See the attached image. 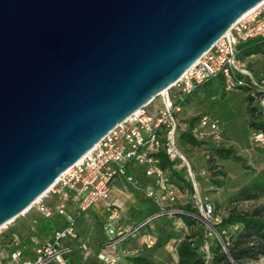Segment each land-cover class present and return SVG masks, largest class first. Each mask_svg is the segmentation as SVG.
Returning <instances> with one entry per match:
<instances>
[{"label":"water","instance_id":"1","mask_svg":"<svg viewBox=\"0 0 264 264\" xmlns=\"http://www.w3.org/2000/svg\"><path fill=\"white\" fill-rule=\"evenodd\" d=\"M264 0H0V227Z\"/></svg>","mask_w":264,"mask_h":264},{"label":"built area","instance_id":"2","mask_svg":"<svg viewBox=\"0 0 264 264\" xmlns=\"http://www.w3.org/2000/svg\"><path fill=\"white\" fill-rule=\"evenodd\" d=\"M253 39L264 43V3L241 17L165 93H160L119 123L82 160L65 170L48 192L31 205V208L35 207L44 217L54 214L63 216L65 227L47 236H42L34 229L27 238L28 244L18 232L13 233L7 245L0 246V264H78L70 262L74 253V246L70 241L79 238L77 219L93 204L102 201L106 202L104 207L107 212V237L102 264H132L129 258L122 255L120 246L140 234L156 219H176L187 230V224L180 216L185 213L181 201L184 191L171 182L153 152L163 146L171 160L185 162L193 188L198 192L196 173L178 146V132L186 130L189 124L180 119L179 113L183 106L174 97L183 100L184 95L191 93L197 86L218 77H222L227 90L249 86L264 94V78L258 79L240 57L239 46ZM172 88L177 90L174 95L169 92ZM158 96L161 97V103L156 104ZM257 102L264 113V95L258 97ZM191 132L198 140L210 139L221 143L224 125L218 118L204 114L191 126ZM253 141L264 145V133L254 131ZM131 163L143 165L146 176L157 179V189L149 185L145 194L146 197L153 198L160 207L157 212L134 225L122 221L123 209L110 201L111 182L116 176L124 177L132 186L141 187L140 181L128 170ZM205 172L204 170L202 174ZM51 195L56 196L55 209L45 201ZM196 203L200 206L197 217L205 224L206 237L217 235L220 238L215 227L220 218L215 215L213 204L207 198H200ZM15 219L0 227V235L10 229ZM173 241L179 243L182 240ZM155 242V237L149 232L143 236V243L147 248L154 246ZM170 244L171 240L167 246ZM82 246L87 248L85 243ZM6 247L15 249L9 251ZM201 247L208 260L210 244L205 241Z\"/></svg>","mask_w":264,"mask_h":264},{"label":"rangeland","instance_id":"3","mask_svg":"<svg viewBox=\"0 0 264 264\" xmlns=\"http://www.w3.org/2000/svg\"><path fill=\"white\" fill-rule=\"evenodd\" d=\"M264 46V45H263ZM262 59L257 57L248 58V67L251 71L260 75L264 73V53H262ZM257 58V59H256ZM221 83V82H220ZM211 82V85L207 86L206 83L199 86L191 95V97L185 101V107H182L179 113L181 120H189L196 118L197 120L204 114H209L218 118L224 125L223 142L219 143L221 147L230 150L227 156L221 157L216 151L212 149V145L209 143L195 146L191 143L182 144L178 141L180 151L186 156L193 171L196 173V180L198 183V192L193 191L184 192L182 196V203L186 206L188 203H195L196 207L200 210V206L197 205V201L202 200L211 201L216 206L215 215L221 218V216L227 213L229 206H238L240 209L253 211L260 210V213L264 215V195H261L257 199L244 200V201H232V195L237 192L240 187L250 183L254 177H257L264 170V145L258 144L253 141L254 129L251 126L252 113H251V99L249 92L245 89L236 88L227 90L221 87V84ZM176 89L169 90L171 95L176 93ZM176 97H174L175 100ZM156 104L161 103V97H157ZM194 121V122H195ZM181 130L178 132V138L181 134ZM209 150V151H208ZM210 158H213V164L219 166L218 171L220 175L217 179L220 180L216 183L214 179H211L209 175H203L202 172L210 164ZM139 165L134 164V168ZM177 167H184L187 169V165L183 161H177ZM145 172V171H144ZM154 178L155 177H151ZM191 180V179H190ZM192 181V180H191ZM141 184V182H140ZM123 190V185H119ZM125 190H123L124 193ZM120 194H123L119 192ZM56 196H50L45 199L52 209H55ZM120 206L123 209L124 221L128 224L134 225L144 219L142 209L139 206L131 204L129 206ZM60 221H65L63 216L54 214ZM52 216V217H53ZM45 218L41 213L37 211L35 207L26 211V213L19 215L15 221L10 225V229L0 235V246L7 245V242L15 232H18L22 238L28 244L27 238L32 231L37 229L40 221ZM80 226V232L82 241L74 239L70 243L74 246V252H76L75 259H85L88 264H101V255L104 254L105 244L104 240V227L100 221L90 223L87 219L79 216L77 219ZM104 221V220H103ZM201 221L194 225H188V229H184L178 223V220L164 217L154 220L150 226L144 228L139 234L132 237L129 241V247H122L121 252L128 255H137L140 253L151 256L158 262L165 264H177L178 263V241L188 238L192 228L200 226ZM38 230V229H37ZM150 233L155 239H158L162 234H173L170 239L171 244L155 245L151 248H147L143 243V236ZM206 241L212 246L214 240L209 236ZM85 243L87 248L82 246ZM9 251L15 249V247H6ZM82 250H89V255L84 258L85 254L81 253ZM26 252V251H25ZM80 252V253H77ZM125 257V255H124ZM89 260V261H88ZM245 264H264V256L258 259H249L245 261Z\"/></svg>","mask_w":264,"mask_h":264},{"label":"trees","instance_id":"4","mask_svg":"<svg viewBox=\"0 0 264 264\" xmlns=\"http://www.w3.org/2000/svg\"><path fill=\"white\" fill-rule=\"evenodd\" d=\"M263 45L264 43L261 40L253 39L241 44L240 47L244 56H249L254 53H264ZM254 75L258 79L264 78V73ZM206 85H211V81L207 82ZM198 87L199 86H197L191 93L185 94L183 100H180L177 97L175 99L179 104L185 106V101L189 99V95L192 94ZM222 87L225 89L224 82L221 83L220 88ZM239 88L245 89L250 95V107L252 113L251 126L254 131H261L264 133V113L262 107L259 106L257 102L258 97L264 95L263 92L256 91L254 88L249 86H241ZM195 119L196 118L189 120L188 128H186V130H182L178 141L180 139L182 144L191 143L195 146L209 143L212 145V149L216 151L219 156H227V153H229L230 150H226V148L219 146V143L210 139L198 140L194 137L191 132V126L196 122ZM153 155L160 160V165L166 170L172 183L178 185L181 189H188L190 191L194 190L193 183L190 180L187 169L185 170L184 167H177V161L170 159L163 146L158 150H155ZM213 160V158H210V164L208 165V168H206L207 171L205 174L209 175L211 170V179H214L216 183H219L220 180L217 179V176L220 175L221 172L218 171L219 166L213 164ZM261 195H264V170L257 177H254L250 183L240 187V189L232 195V201L240 202L244 200L257 199ZM213 206L216 213V206L214 204ZM139 207L142 209L141 211L145 216L144 218L154 214L160 209L159 205L153 198H146L143 206ZM182 208L185 213L180 214V216L187 226L194 225L199 222L200 219L197 215H199L200 210L196 207L195 203H188L186 206H182ZM227 210V213L221 216L220 221L215 225L222 241L217 235L211 236L214 240V245H210V258L207 260L205 252H203L201 247L208 237H206L205 224L200 220V226L192 228L188 238L179 243L177 251V264H245L246 260L258 259L264 256V215L260 213V210H243L236 205L229 206ZM100 222L103 225L104 232L106 234V221ZM65 225V221H60L57 216H51L43 218L38 224L37 229L42 236H47L55 231L62 230ZM172 237L173 234H162L158 239H156L154 246L166 244ZM127 258L131 260L132 264H165L163 262H158L151 256L143 253L128 256ZM74 263L86 264V261L85 259H75L74 257Z\"/></svg>","mask_w":264,"mask_h":264},{"label":"crops","instance_id":"5","mask_svg":"<svg viewBox=\"0 0 264 264\" xmlns=\"http://www.w3.org/2000/svg\"><path fill=\"white\" fill-rule=\"evenodd\" d=\"M242 44H244V43H242ZM254 56L262 59L263 54L262 53H254V54L249 55V56H244V54L241 52V47H240V57L247 65L249 63L248 58L254 57ZM222 81H223L222 77H218V78L211 80V82H216L217 84H219L220 82L223 83ZM199 86H201V85H199ZM191 95L192 94L189 95V98L191 97ZM183 107H185V106H183ZM134 164H138V163H133V164L131 163L128 166V170L130 173H132L141 182V187L132 186L131 184L127 183L125 178L122 176H116L113 179V181L111 182L110 201L113 202L114 204L118 205V206H124L123 203L125 204V206H129L131 204H134L135 206H143L144 200L146 198H148V197H146V194H145L146 187L151 185L155 189H157V186H158L157 179L146 176V174L144 172L145 168L143 165L138 164L139 166L137 168H134ZM120 184L123 185V188H124L123 190H125L124 193H123V190H121L119 187ZM183 191L187 193L189 190L183 189ZM119 192H121L123 194H120ZM104 206H106L105 201L95 203L87 211L83 212L81 214V216L83 218L87 219L90 223L96 222V221H103V220L105 221V217L107 216V212H106ZM122 217H123L122 221H124V214L122 215ZM78 222H77L76 228H77V231L79 234L78 241L81 242L82 236H80L81 232H80V226H79ZM105 241H106V234L104 232L103 244H105L104 243ZM128 243L121 245L120 250L123 246L129 247L128 245L130 243L129 244ZM77 253H80V252H77ZM81 253L85 254L84 258H87L88 255H89V257H91L89 250H82ZM121 253L123 256L125 255V257L131 256V255H128V254L123 253V252H121ZM74 257L76 258V252L71 255V257H70L71 262H74ZM101 258H102V255H101ZM86 264H88V262H86Z\"/></svg>","mask_w":264,"mask_h":264},{"label":"bare ground","instance_id":"6","mask_svg":"<svg viewBox=\"0 0 264 264\" xmlns=\"http://www.w3.org/2000/svg\"><path fill=\"white\" fill-rule=\"evenodd\" d=\"M262 3H264V2H262ZM255 8H256V7H255ZM255 8L251 9L250 11H248V12H247L246 14H244L242 17H244V16H246L247 14H249L250 12H252ZM166 91H167V90H164V91L161 92V93H165ZM80 160H82V158H81ZM80 160H79V161H80ZM53 185H54V184H53ZM53 185H52V186H53ZM50 188H51V187H50ZM47 192H48V191H47ZM45 194H46V193H44L42 196H44ZM39 198H40V197H39ZM39 198H38V199H39ZM30 208H31V206H30L28 209H26L23 213H25L26 211H28ZM23 213H21V214H23ZM10 221H12V220H10ZM10 221H9V222H10ZM7 223H8V222H7ZM4 225H5V224H4Z\"/></svg>","mask_w":264,"mask_h":264}]
</instances>
